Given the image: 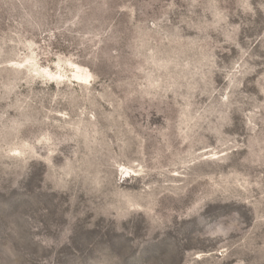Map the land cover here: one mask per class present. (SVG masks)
Here are the masks:
<instances>
[{"label":"rangeland","instance_id":"obj_1","mask_svg":"<svg viewBox=\"0 0 264 264\" xmlns=\"http://www.w3.org/2000/svg\"><path fill=\"white\" fill-rule=\"evenodd\" d=\"M0 264H264V0H0Z\"/></svg>","mask_w":264,"mask_h":264}]
</instances>
